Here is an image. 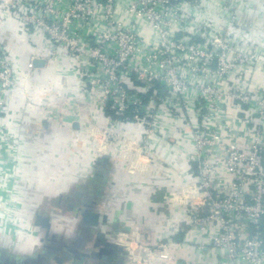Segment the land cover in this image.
Segmentation results:
<instances>
[{
  "label": "built area",
  "instance_id": "1",
  "mask_svg": "<svg viewBox=\"0 0 264 264\" xmlns=\"http://www.w3.org/2000/svg\"><path fill=\"white\" fill-rule=\"evenodd\" d=\"M32 1L46 5L48 15L36 26L49 52L38 57L36 48V61L46 59L57 66L65 57L78 61L72 69L77 89L67 106L51 102H57L53 107L61 117L71 118L59 119L60 131L90 122L85 139L79 141L80 156L89 143L99 142L101 156L119 163L127 160L126 174H135L150 165L155 153L152 139L169 140L177 131L185 142L181 151L190 163L193 181L179 192H169L164 205H180L186 217L183 231L212 230L207 243L219 250L216 264H264V89L256 102L250 89L236 85L231 92L210 85L208 77L219 73L212 69L216 53L207 47V24L198 16L203 10L183 0L180 25L136 5L124 13L107 7L95 23L87 15L100 11L89 6L93 0H69L67 5L62 0L55 7L49 0ZM114 13L116 20L106 16ZM254 13L263 14L264 26V1ZM131 16L145 24L136 20L130 25ZM188 19L194 30L192 25L188 28ZM4 26L0 23V28ZM262 34L264 41V30ZM213 36L215 45L219 33ZM3 50L0 46V53ZM90 109L94 113L86 118ZM126 124L141 133V140L122 133ZM133 192L136 189L126 200ZM164 240L166 244L156 241L153 246L160 249L173 243L170 237Z\"/></svg>",
  "mask_w": 264,
  "mask_h": 264
},
{
  "label": "rangeland",
  "instance_id": "2",
  "mask_svg": "<svg viewBox=\"0 0 264 264\" xmlns=\"http://www.w3.org/2000/svg\"><path fill=\"white\" fill-rule=\"evenodd\" d=\"M186 1H193L203 10L198 16L207 24V47L216 53L212 69L219 74L208 77L210 85L231 92L236 85L245 91L250 89L253 99L260 101L264 89V41L260 35L264 26L263 14L254 11L264 0ZM49 3L53 7L63 4L62 0ZM183 3L93 0L89 6L99 7L100 11L87 15L99 23L101 9L113 11L122 6L126 12L136 5L163 21L173 18V23L181 25L183 14L179 8ZM52 6L50 9H54ZM45 8L32 0H0V23H11L17 37H28L25 41L29 43L24 57V48L0 39L4 49L0 53V264H164L169 258L168 247L157 249L153 244H166L165 240L151 241L144 236L136 222V207L126 203L131 189L125 190L127 183L124 190L117 185L119 175L114 165L119 160L101 156L99 142L89 143L87 155L78 153L79 141L85 139L90 122L85 121L79 129L60 131L59 119L68 116L61 117L51 108L57 103L51 102L54 97L45 93L47 104H51L48 106L30 100L38 96L33 89L39 80L34 74L37 46L30 42V35L37 31L36 25L46 22ZM106 16L117 19L115 13ZM197 19L194 15L193 22ZM193 22L188 19V28L192 25L194 30ZM24 26L27 31L20 29ZM215 31L219 36L214 45ZM8 34L0 28V38ZM241 69V73L233 74ZM41 80L40 85L47 88L55 83L48 85V81ZM121 167L125 169L126 164ZM126 176L132 179L136 174Z\"/></svg>",
  "mask_w": 264,
  "mask_h": 264
},
{
  "label": "crops",
  "instance_id": "3",
  "mask_svg": "<svg viewBox=\"0 0 264 264\" xmlns=\"http://www.w3.org/2000/svg\"><path fill=\"white\" fill-rule=\"evenodd\" d=\"M118 9L123 12V7L119 6ZM136 20L145 24L140 18L131 16L128 21L130 25ZM141 20V21H140ZM136 27V25L134 26ZM7 33V37L0 38L5 44L10 46H20L23 51L24 57L28 53V45L25 40L27 38L17 37L19 34L15 27L10 24H5L3 27ZM13 32V33H12ZM30 42L37 46L39 54L45 56L49 52V47L45 37L39 31H34L30 35ZM37 54V55H39ZM78 61L74 58H63L59 61L58 66L54 65L52 61H46L42 59L36 61V67L34 74L39 77L38 85L33 89L38 93L37 97H31V99H37L39 103L47 104L45 94L47 91L49 96H53L54 100L59 104L63 100L62 107L67 106L69 102H65L66 97H71L77 89V79L74 75L75 72L72 69L77 65ZM71 71V72H68ZM41 79L49 82H55L50 88L46 85H40ZM49 89V90H48ZM48 96V97H49ZM30 100L25 103L27 108L30 107ZM40 110V107H37ZM57 111L55 107H51ZM47 108V109H51ZM89 113L85 112V117L92 115L94 110L90 109ZM95 113L99 115V110H95ZM68 116V115H67ZM167 120L172 119L171 116L166 114ZM68 121L70 117L66 118ZM101 122L104 121L103 116H100ZM134 125V124H133ZM177 125V124H176ZM122 133L126 134L130 138H135L136 141L141 140V133H136L130 129V124L124 125L120 128ZM142 132V131H141ZM151 141L152 148L155 147V153L150 161L148 169H141L136 171V176L132 179L127 177L126 169H123L125 162L117 164L116 172L119 175L120 189L124 190V184L127 183V189L135 190L130 195L128 205L136 207V222L139 225V229L147 236L151 241L157 239L172 238L173 243L167 248L168 260L164 261V264H216L219 260V250L212 247L207 243L209 232L203 231H183L185 226V215L181 212L180 205L170 204L164 205L162 198L171 191H181L188 183L193 181V177L190 175V163L184 158V145L181 135L177 131L173 134V137L169 140H165L161 137H154ZM154 151V150H152ZM162 163V164H161ZM162 168V170H161ZM160 171H159V170ZM121 184V185H120ZM164 206V207H163ZM163 207V208H162ZM183 226V227H182Z\"/></svg>",
  "mask_w": 264,
  "mask_h": 264
},
{
  "label": "trees",
  "instance_id": "4",
  "mask_svg": "<svg viewBox=\"0 0 264 264\" xmlns=\"http://www.w3.org/2000/svg\"><path fill=\"white\" fill-rule=\"evenodd\" d=\"M156 87H158V86H156ZM150 93L148 92L144 97H146V96H148Z\"/></svg>",
  "mask_w": 264,
  "mask_h": 264
}]
</instances>
